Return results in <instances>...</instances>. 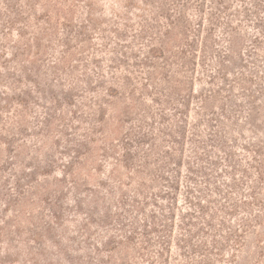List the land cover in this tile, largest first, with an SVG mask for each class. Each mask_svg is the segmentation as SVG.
<instances>
[{
	"label": "rangeland",
	"instance_id": "obj_1",
	"mask_svg": "<svg viewBox=\"0 0 264 264\" xmlns=\"http://www.w3.org/2000/svg\"><path fill=\"white\" fill-rule=\"evenodd\" d=\"M165 237L163 264H264V0H0V264Z\"/></svg>",
	"mask_w": 264,
	"mask_h": 264
},
{
	"label": "trees",
	"instance_id": "obj_2",
	"mask_svg": "<svg viewBox=\"0 0 264 264\" xmlns=\"http://www.w3.org/2000/svg\"><path fill=\"white\" fill-rule=\"evenodd\" d=\"M147 31V30H146ZM145 31V32H146ZM153 33V32H152ZM166 33H171V28L170 29H167V32ZM186 33V32H185ZM186 35V34H185ZM186 39V38H185ZM185 44L187 43L188 45L192 44V42H190L189 40H185ZM186 48L187 47H182L181 48V52H185L186 51ZM151 51L152 53L155 55L157 53V51H160L162 54H165V46H160L158 48H155V47H152L151 48ZM171 211V210H170ZM163 225V224H162ZM169 225V224H168ZM166 225H164L165 227ZM245 230V229H244ZM195 233L196 232H193V231H189L188 233L184 234L186 235L185 237L183 238H178V242H177V245L179 246V251H181L183 249V252L184 250L186 251L187 249V252H191V253H200L203 249H204V245L206 244H196L194 243V238H195ZM181 237V236H180ZM128 239H132V235H129L128 236ZM244 240V239H243ZM168 245V246H167ZM170 245V247H169ZM169 249L170 253L172 254V250H173V247H172V244H171V240H170V244L167 240V237L165 238H162V241H161V247L160 249L157 251V253L155 254V257L156 259H161V263L160 264H163V256L165 254V252H167ZM151 258H149L150 260ZM154 263V261H150L148 264H151V263ZM209 264V262L207 263Z\"/></svg>",
	"mask_w": 264,
	"mask_h": 264
}]
</instances>
